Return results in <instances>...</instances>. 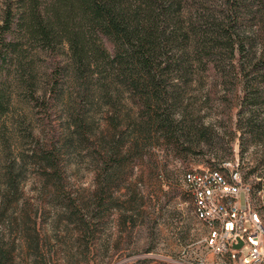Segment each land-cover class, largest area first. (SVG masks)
I'll return each mask as SVG.
<instances>
[{
    "label": "trees",
    "instance_id": "16d2710c",
    "mask_svg": "<svg viewBox=\"0 0 264 264\" xmlns=\"http://www.w3.org/2000/svg\"><path fill=\"white\" fill-rule=\"evenodd\" d=\"M215 105L222 110L212 117ZM102 109L101 126L95 116ZM54 116L62 120L57 130ZM234 141L244 182L255 178L253 201L261 192L263 205H255L262 214L264 0H4L0 264H18L17 240L31 250L29 264L56 253L28 201L26 216L14 214L15 203L26 211L29 163L42 171L39 201L58 212L55 226L72 225L87 244L123 203L117 192L125 188V202L137 201L129 170L146 150L184 163L216 151L217 161H208L217 169L234 160ZM225 144L227 159L218 156ZM82 152L95 163L86 196L68 190L62 176L64 157ZM40 203L34 213L43 218Z\"/></svg>",
    "mask_w": 264,
    "mask_h": 264
},
{
    "label": "rangeland",
    "instance_id": "374dc122",
    "mask_svg": "<svg viewBox=\"0 0 264 264\" xmlns=\"http://www.w3.org/2000/svg\"><path fill=\"white\" fill-rule=\"evenodd\" d=\"M3 4L4 0H0V22ZM103 110L96 114L97 122L102 119ZM221 110L215 105L211 109L212 117L220 115ZM52 121L57 130L62 120L54 116ZM34 123L38 125L36 120ZM102 123L99 124L102 126ZM231 145L233 158H240L238 141ZM23 147L30 155L31 144L25 143ZM228 147L230 145L225 144L218 151L220 158L232 156ZM146 152L142 163H135L129 170V182L138 193L137 201L125 202L128 198L125 188L117 192L115 195L122 196L120 200L123 203L120 208L109 211L98 224L94 237L86 241L87 244L85 240L78 242L80 233L72 225L68 227L69 231L63 225L55 226L58 212L51 209L47 202L39 201L42 171L32 162L28 164L22 183V202L26 211L21 208V203H15L14 214L20 219L26 216L28 209L32 218L38 221L42 237L56 251L53 256L47 254L48 263L40 259L37 264H240L209 247L206 238L210 229L196 217L191 191L184 183V172L211 167L208 160L217 161L214 157L216 151L196 155L185 163L156 148ZM61 165L68 190L82 196L89 195L94 189V161L85 152L81 156L71 153L64 157ZM254 181L252 177L248 183L253 185ZM25 201L31 205H26L27 209ZM39 203L46 211L43 218L36 217L34 213ZM254 203L263 205L261 192L256 193ZM262 214L264 216V211ZM123 215H133L135 223L120 224ZM17 243L21 245L16 252L19 253L16 256L18 264H29L31 250L19 240Z\"/></svg>",
    "mask_w": 264,
    "mask_h": 264
},
{
    "label": "built area",
    "instance_id": "2783aa9c",
    "mask_svg": "<svg viewBox=\"0 0 264 264\" xmlns=\"http://www.w3.org/2000/svg\"><path fill=\"white\" fill-rule=\"evenodd\" d=\"M184 183L191 191L196 217L210 229L209 247L240 264H264V216L243 180L239 158L217 169L189 170ZM240 242L242 246L235 248Z\"/></svg>",
    "mask_w": 264,
    "mask_h": 264
},
{
    "label": "water",
    "instance_id": "95a60500",
    "mask_svg": "<svg viewBox=\"0 0 264 264\" xmlns=\"http://www.w3.org/2000/svg\"><path fill=\"white\" fill-rule=\"evenodd\" d=\"M242 246V242H240L238 245H234L235 248H240Z\"/></svg>",
    "mask_w": 264,
    "mask_h": 264
}]
</instances>
